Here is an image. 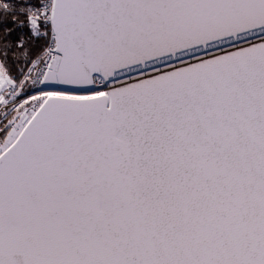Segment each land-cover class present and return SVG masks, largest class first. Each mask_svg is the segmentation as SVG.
<instances>
[{
	"label": "snow or ice",
	"instance_id": "1",
	"mask_svg": "<svg viewBox=\"0 0 264 264\" xmlns=\"http://www.w3.org/2000/svg\"><path fill=\"white\" fill-rule=\"evenodd\" d=\"M0 264H264V0H0Z\"/></svg>",
	"mask_w": 264,
	"mask_h": 264
}]
</instances>
